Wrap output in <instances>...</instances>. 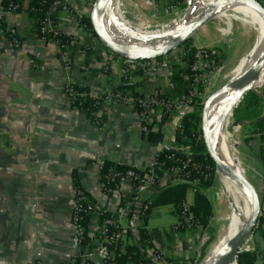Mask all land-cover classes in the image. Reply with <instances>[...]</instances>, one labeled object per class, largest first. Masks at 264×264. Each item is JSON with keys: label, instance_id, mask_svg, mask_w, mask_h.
<instances>
[{"label": "crops", "instance_id": "1", "mask_svg": "<svg viewBox=\"0 0 264 264\" xmlns=\"http://www.w3.org/2000/svg\"><path fill=\"white\" fill-rule=\"evenodd\" d=\"M94 1L75 0L72 8H61L54 17L60 33L74 36L81 43L74 47L76 63L71 74L59 61L58 46L40 40L34 18L27 12H11L0 3V26H14L22 39L20 49L0 40V130L3 133L0 136V264H67L81 252L74 240L76 187L86 192L103 211L118 216L121 226L128 231L126 247L134 248L152 264H163L161 258L201 264L210 254L212 256L225 220L224 192L228 191L223 178H219L221 191H216L215 195L211 191L216 177L207 188L188 184L184 201L193 207L195 193L200 191L209 200L212 215L207 227L180 233L173 231L177 222L176 207L154 205L160 189L168 186V176L161 177V186L157 189L142 193H137L131 182L121 184L109 196L101 189L102 165L113 163L145 170L155 158L159 142H151L144 136L142 116L132 105H106L103 125L93 123L86 112L73 107L64 93L67 79L88 89L93 97L106 89L119 90L126 85L129 86L126 91L133 96L147 99L154 91H159L179 101L186 94L183 75L187 71L186 64L174 66L173 56L169 54L163 58L160 70L135 71L134 80L125 82L116 54L98 38L87 37L81 25L80 16L88 12L86 6ZM138 3L141 5L138 10H130L133 21L140 12L153 9L154 5L157 19L163 12H171L167 9L168 0H138ZM117 4V13L129 25ZM220 20L219 16L198 30L196 33L202 31L198 39L206 42L198 44L195 33L190 39L191 47L218 51L223 68L232 66L235 70L251 50L237 48L229 52L233 40L224 38ZM119 30L121 36H127ZM237 30L241 31V27ZM31 60L39 67L34 68ZM104 69L108 72L106 76ZM179 78L182 83L177 81ZM263 88L256 90L257 94L262 95ZM262 110L264 115V103ZM194 112H198L194 105L185 108L182 120ZM153 117L161 142L167 143L176 137L178 128L172 119L164 118L159 110ZM243 123L252 128L253 122ZM256 135H250L243 156H238L245 175L251 164L255 165L252 178L264 208L263 141ZM228 196L230 221L235 203ZM145 205H150L146 212ZM100 224L98 215L89 217L86 225L89 243L96 238ZM246 245L264 250V217L260 218ZM80 264H86L85 260ZM125 264L135 263L127 261ZM256 264H261L257 258Z\"/></svg>", "mask_w": 264, "mask_h": 264}, {"label": "built area", "instance_id": "2", "mask_svg": "<svg viewBox=\"0 0 264 264\" xmlns=\"http://www.w3.org/2000/svg\"><path fill=\"white\" fill-rule=\"evenodd\" d=\"M9 11L16 13H24L26 8L17 0H9ZM154 2L155 0H148ZM169 9H175L198 2L199 0H168ZM75 0H54L50 11L45 15L41 22L39 38L44 43L53 42L58 46V58L65 71L71 74L76 60L74 57V47L79 43V40L71 35L62 34L59 31V26L54 24V17L61 8L70 9L74 6ZM95 2V1H94ZM86 6L88 11L85 15L80 16V22L83 29L86 31V36L94 40L97 39L91 30H89L82 20L90 16L93 4ZM120 4V9L124 12V16L131 15V9L138 10L140 4L138 0H115ZM65 37V40L61 38ZM0 40L9 42L15 49H20L22 39L18 30L14 26L0 27ZM85 46V45H83ZM182 49V50H181ZM173 65L182 67L186 64L188 73L183 75L186 82V94L179 100L175 101L170 97L162 94L159 91H154L149 98L145 99L141 96H133L128 91L104 90L98 97H93L90 92L81 91L82 88L68 78L64 85V93L71 99L72 105L76 109H82L83 100L88 96L95 98L96 104L101 109L97 115L96 123L98 126L103 125L102 115L105 112V106L110 104H125L132 105L138 110L142 116V132L145 137L150 133H157L154 128L153 113L159 110L164 118L172 119L178 132L184 136L183 128V110L187 107L195 105L200 96V92L206 87L209 77L219 69L223 68L222 59L218 51L208 48H196L194 51L180 48L173 53ZM190 60L185 63V59ZM117 60L122 65V76L125 82L134 80L135 71L149 72L157 71L162 68L163 58L152 60H136L133 58H125L116 55ZM31 65L38 68L35 60H31ZM170 63V65H172ZM85 69V66L81 67ZM108 74L107 70H103V75ZM242 126L234 127L238 131ZM200 131L192 134L195 140L201 141ZM0 130V136L2 135ZM258 138L260 134L256 135ZM264 146V142L262 143ZM241 165V164H240ZM242 167V165H241ZM242 169L245 171L244 167ZM100 185L105 196L113 194L121 184L131 182L137 193H142L149 189H157L161 186L160 179L163 176H168L166 185L179 184H201L202 182L210 181L216 174H219L216 167L210 164H205L195 158V153L191 145L181 143L177 137H173L170 142H159L158 151L155 158L149 163L145 170L135 168H126L123 171L116 170L114 167L105 169V164L101 166ZM245 173V172H244ZM150 209V205L144 206V212ZM107 212L103 211L95 204L90 197L81 188L76 187L75 208L73 213L74 240L81 252L71 258L67 264H80L81 260H85L86 264H115L117 258L125 253L128 231L123 228L116 215L107 217ZM92 215H98L101 220L100 229L96 238L89 244L87 240L86 220ZM264 216V208H262L260 218ZM177 222L173 225V231L180 233L186 230H199L202 225L196 217L192 206L183 201L178 209H176ZM243 252L254 253L261 264H264V250L258 251L245 245ZM163 264H186L183 261H173L167 258H161ZM146 264H152L151 262Z\"/></svg>", "mask_w": 264, "mask_h": 264}, {"label": "water", "instance_id": "3", "mask_svg": "<svg viewBox=\"0 0 264 264\" xmlns=\"http://www.w3.org/2000/svg\"><path fill=\"white\" fill-rule=\"evenodd\" d=\"M115 0H95L90 13V21L97 38L114 54L136 60H152L165 57L182 48L193 35L215 18L221 16L226 7L242 4L259 14L264 26V5L259 0H199L194 10L199 14L187 22H175L174 25L154 32L137 31L124 23L118 16ZM119 28L126 32L130 41L124 42L115 36L113 29ZM264 70V36L262 48L255 61L244 72L233 76L206 101L201 116V131L207 154L212 159L218 173L232 181L245 195L250 205V213L237 233L211 258V264H238V257L243 253L247 241L258 227L262 211L261 200L255 185L246 177L241 165L228 163L218 148L215 134L226 115L233 116L234 110L240 105L250 91L260 89L261 74ZM222 98L221 108L224 110L216 124L209 120L212 104Z\"/></svg>", "mask_w": 264, "mask_h": 264}, {"label": "trees", "instance_id": "4", "mask_svg": "<svg viewBox=\"0 0 264 264\" xmlns=\"http://www.w3.org/2000/svg\"><path fill=\"white\" fill-rule=\"evenodd\" d=\"M19 3H22L26 8L25 12L35 20L34 28L36 32L40 33L41 29V22L44 19L45 15L50 11V8L54 2V0H17ZM9 0H0L2 6L5 9H9ZM82 23L89 29L91 32L96 36L94 33L90 18H84ZM0 27L5 28L6 25L3 24ZM61 38L65 40V37L61 35ZM183 47L187 50L194 51L195 48L191 47V40H189ZM190 60L189 58L185 59V63ZM187 71V69H186ZM188 73V71L186 72ZM178 82L182 83V79L179 78ZM186 83V82H185ZM187 85V84H186ZM185 85V86H186ZM129 89V86H123L119 90L126 91ZM81 91L90 92L88 89H81ZM262 95L257 94L256 91L248 92L244 99L242 100L239 109L234 111V119L236 122H253L251 128V134L256 135L260 134L261 139L264 142V115L262 110V105L264 103V88L262 91ZM137 96V95H134ZM96 99L92 96H88L82 103V109L84 112L87 113L88 117L91 119L93 123H96L97 115L100 112L101 107L96 104ZM102 119L104 116L102 115ZM199 123H201V117L198 112L188 114L185 119L183 120V128H184V136L186 137V141H184L183 136L177 132V139L181 143H185L192 146V149L195 153V158L205 164H210L215 166L212 159L207 154V150L205 147L204 139L202 138L201 141L195 140L192 136L194 132L199 130ZM200 131V135L203 136L202 131ZM151 142H161L160 135L158 133H150L146 137ZM262 158L264 159V146L261 149ZM114 167L116 170L123 171L125 170L126 166L122 165H115L113 163H106L105 169ZM212 178L210 181L202 182L201 188L209 187L212 182ZM189 189L188 184H179V185H171L166 186L160 189L159 194L154 200L155 206H167L171 205L178 209L182 202L185 200L187 191ZM196 217L200 221L202 228L208 226L211 215H212V206L205 195H203L200 191L195 193V200L194 206L192 207ZM113 214H107V217H112ZM264 217V216H263ZM262 220V219H261ZM88 219L86 220L87 225ZM86 243L89 244L88 238ZM127 261H131L135 264H146L149 263L137 250L131 247L125 248V253L117 258L115 264H125ZM238 264H256V258L253 253L250 252H243L238 257Z\"/></svg>", "mask_w": 264, "mask_h": 264}, {"label": "rangeland", "instance_id": "5", "mask_svg": "<svg viewBox=\"0 0 264 264\" xmlns=\"http://www.w3.org/2000/svg\"><path fill=\"white\" fill-rule=\"evenodd\" d=\"M259 1L264 5V0H259ZM192 3L196 4L195 1ZM117 7H118V5H117ZM152 7H153V9H149L147 11L144 10L143 12H140V14L137 15L135 21H133L132 16H130V14H127L125 19L128 21L129 25H131L132 27H136L139 31L154 32L157 30L165 29L168 26H172V25H174L175 22L190 21L191 19L196 17L200 12L199 8L194 10V6H191L190 4L189 5L184 4L183 6L178 7V10L176 12H174L175 11L174 9H169L168 11H171L169 13L163 12V14L161 15V18L157 19L154 17L155 14H157V11L155 10L157 8V6L154 5ZM168 7H167V9H168ZM220 18H221V20H220L221 27L220 28L223 29L222 30L223 32H225L224 38L230 40L232 37V40H233L230 44L229 43L226 44L227 47H228V44L230 45L229 46L230 47L229 52H233L234 50H237V48H238V50L239 49L240 50L241 49H250L251 50V48H253V46L255 45V43L258 39V36H259V33H258L259 31H258V28L255 24L247 21L244 17H242L240 15L232 14L227 10L222 13ZM238 26L241 27V31L237 30ZM232 27H233V31H232ZM230 31L233 32L232 36H231ZM201 32L202 31H199L198 33H196V35L194 37V38H196L198 44H202V43L206 42L205 39H203V40L198 39V36ZM182 48H185V47H182ZM227 55H228V52H227ZM239 64H238V66H239ZM222 65H223V62H222ZM231 67L232 66H229L227 69L221 68V69H219V71L215 72L214 74H212L209 77V80H208L206 87L203 88V90L200 92V96L194 105V106H196V109H197L200 117L202 116L203 108H204V105H205L207 99L212 94H214L216 91H218L222 86H224L228 80H230L232 78L234 68H231ZM263 87H264V85L260 89H262ZM260 89H258V90H260ZM239 106L235 110H238ZM237 125H241L242 127L238 131H235L234 127H236ZM225 127H226V130H225L224 140H225L226 146H227L228 150L230 151L233 160L236 162L238 160V163H240L238 154L243 156L244 147L250 141L251 128L246 127L243 122H236V120L234 119V112H233V116H231L230 119H229V115H227ZM199 130H201V123H199ZM251 165L252 166H250V168L248 169L246 176L254 184L255 180H253L252 177L255 176V170H254L255 165H253V164H251ZM220 177L222 178V175H220V174H216L214 176L215 181H214L213 189L211 191L213 195H215L216 191H221V185H220V179H219ZM227 193H226V191L224 192L225 197L227 199V208H224L225 220L222 222L221 232H220V235L217 238L214 246L220 241V239L224 235V233L227 229L228 223H229L228 215L230 213L231 201H230V198L228 196L229 193L228 194ZM232 200L234 201L233 198H232ZM234 203H235V201H234ZM210 257H211V254H210L209 258ZM208 259L205 260L201 264L206 263L208 261Z\"/></svg>", "mask_w": 264, "mask_h": 264}, {"label": "bare ground", "instance_id": "6", "mask_svg": "<svg viewBox=\"0 0 264 264\" xmlns=\"http://www.w3.org/2000/svg\"><path fill=\"white\" fill-rule=\"evenodd\" d=\"M117 5H116V12L118 9ZM226 10L232 14H236V15H240L244 17L247 21L255 24L259 31L258 32L259 36H258V39L255 45L251 49L250 53L243 58L239 66L235 68V70L233 71V75H232L233 77L247 70L250 67V65L255 61L256 57L259 55L261 48H262V43H263L264 26H263V22L259 14L246 5L232 4L226 7L224 11ZM117 16L120 18L118 13H117ZM113 32L117 38L122 39L124 42L130 41L128 39L129 38L128 35L127 36L120 35L119 28L113 29ZM121 32H125V31L121 30ZM262 84L264 85V70L261 74L260 81H259V85H262ZM222 100H223L222 98H219L212 104L211 110L209 112V120L212 124H216V122L222 116L224 112V110L221 108ZM230 117L231 116L229 114V119ZM226 119H227V115L224 117V120L220 128L217 130L215 134V139L218 143V148L220 152L222 153V155L224 156V158L226 159V161L232 164L236 161L233 160L232 155L230 151L228 150L225 140H224V135H225V130H226V127H225ZM222 178L225 182L226 189L229 195L235 201V208L233 209L231 219L228 223L227 229L224 235L222 236V238L220 239V241L218 242L217 246L214 248L213 254L215 251L219 250L222 246H224L237 233V231H239V229L243 226V224L245 223L250 213V205L244 193L227 177L222 176ZM211 258L212 256L204 264H211Z\"/></svg>", "mask_w": 264, "mask_h": 264}]
</instances>
